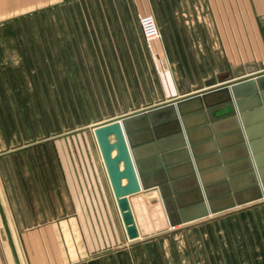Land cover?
<instances>
[{
    "label": "crops",
    "instance_id": "0c3cea01",
    "mask_svg": "<svg viewBox=\"0 0 264 264\" xmlns=\"http://www.w3.org/2000/svg\"><path fill=\"white\" fill-rule=\"evenodd\" d=\"M146 13L161 31L154 53L140 27ZM49 57L70 59L72 73L99 85L93 90L137 92L128 96V108L96 127L263 72L264 0H0V264H264V197L170 226L159 191L143 190L130 198L139 232L130 239L100 148L88 162L66 148V159L59 141L38 143L46 132L32 133L31 107L46 101ZM153 57L163 63L153 64ZM63 64L57 63L60 69ZM257 102L247 97L242 103L250 122L261 115ZM230 110L222 106L212 114ZM205 118L203 112L187 118L195 127L192 138L208 133ZM204 142L195 152L214 148ZM258 146L264 148V141ZM215 162L216 156H207L199 166ZM190 170L184 165L173 174ZM195 170L199 177L197 164ZM221 176L220 169L207 171L199 184L203 189ZM252 179L243 175L234 183ZM193 184L187 179L180 187ZM225 188L217 184L209 193ZM197 198L190 193L182 201Z\"/></svg>",
    "mask_w": 264,
    "mask_h": 264
},
{
    "label": "water",
    "instance_id": "95a60500",
    "mask_svg": "<svg viewBox=\"0 0 264 264\" xmlns=\"http://www.w3.org/2000/svg\"><path fill=\"white\" fill-rule=\"evenodd\" d=\"M247 97L258 99L254 108H258L261 115L256 121L246 118L250 109L243 108L242 103ZM263 104L264 71L96 126L94 132L128 237L139 236L130 198L143 190L159 191L170 226L262 199L264 148L258 143L264 141ZM222 106H229L231 110L221 117H213L212 111ZM201 112L206 114L201 125L208 133L195 139L191 137L195 127L187 124V118ZM224 122H230V128L218 130L217 126ZM139 134L145 137L138 139ZM233 137V141L222 144V140ZM203 141V144L213 143L214 148L199 154L195 148ZM234 150L238 151L237 156L227 158L226 153ZM207 156H216L217 162L202 168L199 161ZM154 160L158 164L151 166ZM240 163L246 167L231 172V166ZM195 164L203 181L204 173L213 169L222 170V176L205 183L202 189ZM184 165H190L191 170L173 174ZM243 175L252 176V181L235 185V179ZM187 179H194L195 184L181 188L180 184ZM217 184H225L226 188L218 194H210L209 188ZM244 192H252V195L241 198ZM190 193L198 194L197 200L183 202L182 198ZM216 199L227 201L217 205ZM8 236L12 242L9 232Z\"/></svg>",
    "mask_w": 264,
    "mask_h": 264
},
{
    "label": "rangeland",
    "instance_id": "374dc122",
    "mask_svg": "<svg viewBox=\"0 0 264 264\" xmlns=\"http://www.w3.org/2000/svg\"><path fill=\"white\" fill-rule=\"evenodd\" d=\"M147 43V42H146ZM50 45H57L55 43ZM149 50L154 53L153 43L148 44ZM53 53V52H52ZM51 50L49 55L52 54ZM70 59H48L47 68V91L45 104L32 106V133L46 132V140L59 144L65 148V158L71 157L67 154L66 148H73L80 162L93 161L95 149L99 144L94 132L95 125L105 121L113 113L125 108L128 96L132 93L127 91H104L93 90L88 84L89 76L72 73V67L67 63ZM58 62H63L60 69ZM153 64L163 63L162 60L152 59ZM63 70L62 74L59 71ZM144 96L149 95L148 91L140 92ZM77 148L79 151H76Z\"/></svg>",
    "mask_w": 264,
    "mask_h": 264
},
{
    "label": "built area",
    "instance_id": "2783aa9c",
    "mask_svg": "<svg viewBox=\"0 0 264 264\" xmlns=\"http://www.w3.org/2000/svg\"><path fill=\"white\" fill-rule=\"evenodd\" d=\"M143 37L148 44L161 38V31L154 15L141 14L139 17Z\"/></svg>",
    "mask_w": 264,
    "mask_h": 264
}]
</instances>
